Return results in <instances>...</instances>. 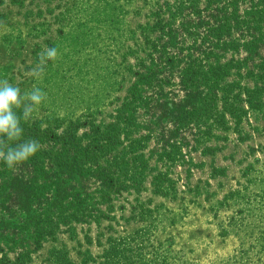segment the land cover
Returning a JSON list of instances; mask_svg holds the SVG:
<instances>
[{
  "label": "rangeland",
  "instance_id": "1",
  "mask_svg": "<svg viewBox=\"0 0 264 264\" xmlns=\"http://www.w3.org/2000/svg\"><path fill=\"white\" fill-rule=\"evenodd\" d=\"M0 80L46 94L14 109L41 148L0 161V264H264V0H0ZM114 123L141 157L102 198L52 161ZM73 190L89 214L65 222Z\"/></svg>",
  "mask_w": 264,
  "mask_h": 264
},
{
  "label": "trees",
  "instance_id": "2",
  "mask_svg": "<svg viewBox=\"0 0 264 264\" xmlns=\"http://www.w3.org/2000/svg\"><path fill=\"white\" fill-rule=\"evenodd\" d=\"M193 67L188 65L185 69V74L183 79L185 82H191L195 79V75L198 72H193ZM221 68H214L213 77L217 78L220 76ZM220 70V71H219ZM199 75V74H198ZM23 133L26 135L33 134V130L30 126L23 128ZM26 129V131H25ZM121 125L119 123L110 124L101 131H95L94 136L88 141L87 144L81 145L78 143H73L69 145L64 143L63 146L57 150L55 153V158L52 163L56 165L58 169L57 172H70L71 174L77 173L79 177H87L86 179H93L97 184V189L94 192L100 193V197H105L110 192V189H116L122 187L121 185V176L130 175V161L137 162L140 159L141 155L130 156V159L127 158L129 153L135 154L138 151V147L135 144L141 146L140 140H133L128 146V152H125L124 155L114 154V151L120 146L121 139ZM18 142V141H17ZM21 142V140H19ZM22 142H24L22 140ZM14 145V144H13ZM35 167L43 168L40 165V162L33 163ZM54 174H58L54 172ZM58 187V198L62 197L63 194L67 191ZM73 197V202L69 204L70 206L66 209L64 203L59 200L54 203L51 207L54 214H57L60 219L68 222L70 219H80L88 213V206L85 203L86 193L81 192L80 190H73L71 192ZM41 196V195H40ZM43 197V196H42ZM67 206V207H68ZM69 210V213L66 211ZM92 214V213H91ZM49 220V217L43 216V220ZM44 227H38V236L37 241L44 238L47 234H52L51 230L45 231ZM104 261L102 264H123L120 256L115 251V245H111L103 255ZM59 264H70L66 256L57 260ZM2 264H20L18 261H11L8 258L4 259Z\"/></svg>",
  "mask_w": 264,
  "mask_h": 264
},
{
  "label": "clouds",
  "instance_id": "3",
  "mask_svg": "<svg viewBox=\"0 0 264 264\" xmlns=\"http://www.w3.org/2000/svg\"><path fill=\"white\" fill-rule=\"evenodd\" d=\"M56 55L57 51L54 48L46 52V56L50 59H55ZM40 71L42 68L38 66L34 74L38 75ZM45 96L46 94L38 88L22 95L19 87L10 84L7 80H0V161L10 169L26 162L41 148L40 143L34 139L18 143L14 147L9 145L8 141L19 140L24 131L20 117L14 109L22 108L23 118L27 120Z\"/></svg>",
  "mask_w": 264,
  "mask_h": 264
}]
</instances>
